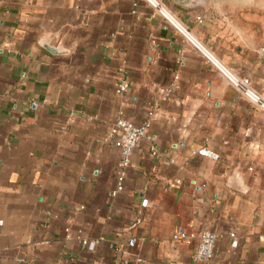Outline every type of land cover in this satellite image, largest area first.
Wrapping results in <instances>:
<instances>
[{
    "label": "crops",
    "instance_id": "1",
    "mask_svg": "<svg viewBox=\"0 0 264 264\" xmlns=\"http://www.w3.org/2000/svg\"><path fill=\"white\" fill-rule=\"evenodd\" d=\"M160 1L190 40L145 0H0V264L264 262V111L206 57L264 98V0ZM120 117L152 126L114 197Z\"/></svg>",
    "mask_w": 264,
    "mask_h": 264
},
{
    "label": "built area",
    "instance_id": "2",
    "mask_svg": "<svg viewBox=\"0 0 264 264\" xmlns=\"http://www.w3.org/2000/svg\"><path fill=\"white\" fill-rule=\"evenodd\" d=\"M151 7H153L158 14H160L165 21L174 27L185 38L190 40L192 38L191 33L188 32L174 16V14L160 1V0H145ZM258 53L261 57H264V44L258 49ZM206 57L211 61L217 69L226 77L228 82L235 87L245 99L253 103L255 106L264 111V98L259 95L252 87L251 80L249 78L239 77L233 70L218 63L214 57L210 54H206ZM178 76H175L174 82H177ZM126 92V84L122 81L117 87V93L122 95ZM167 93H171V88L167 90ZM152 126V121L146 118L142 123L135 124L134 122L125 119L118 118L110 129V136L117 139L121 147V158L118 166L116 187L112 192V195L116 197L123 192L125 188V182L127 178V171L130 167L133 159V155L140 143L148 137ZM152 152L157 153L155 147H152ZM201 157L211 159L213 161H219L220 154L215 150L209 148H203L197 153ZM149 205V200L144 199L141 206L146 208ZM174 242H188L195 241L196 249L193 255L195 262L210 261L216 250L218 235L209 231H202L198 234H188L186 230H180L173 236ZM98 241H83V245L87 246L90 250H94ZM136 239L129 240V247L136 246ZM239 245L238 239H233L232 247L237 248ZM141 262L140 257L135 256L125 264H138ZM261 264H264L261 263Z\"/></svg>",
    "mask_w": 264,
    "mask_h": 264
},
{
    "label": "water",
    "instance_id": "3",
    "mask_svg": "<svg viewBox=\"0 0 264 264\" xmlns=\"http://www.w3.org/2000/svg\"><path fill=\"white\" fill-rule=\"evenodd\" d=\"M179 5L184 8H190L198 4V0H175ZM42 45L50 52L54 54H65V51L62 47H52L50 44L43 42Z\"/></svg>",
    "mask_w": 264,
    "mask_h": 264
}]
</instances>
